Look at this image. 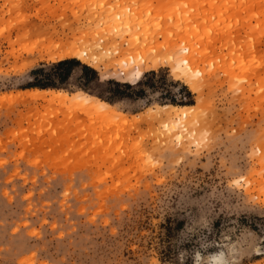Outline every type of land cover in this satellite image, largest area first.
Segmentation results:
<instances>
[{
  "label": "rangeland",
  "instance_id": "rangeland-1",
  "mask_svg": "<svg viewBox=\"0 0 264 264\" xmlns=\"http://www.w3.org/2000/svg\"><path fill=\"white\" fill-rule=\"evenodd\" d=\"M72 44L92 66L45 90L111 115L25 93ZM184 48L194 91L123 71ZM0 264H264V0H0Z\"/></svg>",
  "mask_w": 264,
  "mask_h": 264
},
{
  "label": "bare ground",
  "instance_id": "bare-ground-1",
  "mask_svg": "<svg viewBox=\"0 0 264 264\" xmlns=\"http://www.w3.org/2000/svg\"><path fill=\"white\" fill-rule=\"evenodd\" d=\"M103 46V45H102ZM60 53L56 56L57 61L65 60V59H76L81 61L83 64L92 66L89 64L90 56L88 53L81 47L72 44L64 46L63 48H59ZM178 50V49H177ZM188 52H186V51ZM178 52V51H176ZM92 53V52H91ZM182 53H187L186 55H182ZM182 53H178L176 56L170 58H160L159 56H154L150 59V65L146 68L141 66V63L138 64V68L135 69L133 67H128L124 69L125 75H135L139 77L142 75L148 68L156 69L161 65H168L172 68L174 73L181 74L183 77L187 78L188 85L191 87V90L194 91L195 88L192 86L195 80V70H194V58L191 53L193 50L185 49ZM90 54V52H89ZM96 54V53H95ZM94 55V54H93ZM92 55V56H93ZM92 60V59H91ZM145 60V59H144ZM53 61H55L53 59ZM94 61V60H93ZM96 61V60H95ZM144 62V61H143ZM147 62V61H146ZM148 65V64H147ZM30 99L33 100H47L48 102H58V103H76L81 104L82 106L94 109L97 112L104 115H111L113 113V108L111 105L104 103L92 96H89L84 93H77L74 95H67L63 92L53 91V90H32L29 92H25ZM25 94V95H26ZM193 106H163L162 109H165L163 112L160 111V114L166 117L165 126L175 128L178 126L186 125L187 123L190 125L191 120V112L193 110ZM159 114V113H158ZM161 117V116H160ZM159 117V118H160ZM164 117V118H165ZM155 118H158L155 116ZM163 118V117H162ZM193 119V118H192ZM171 121V122H168ZM195 122V121H194ZM192 124V122H191Z\"/></svg>",
  "mask_w": 264,
  "mask_h": 264
},
{
  "label": "trees",
  "instance_id": "trees-1",
  "mask_svg": "<svg viewBox=\"0 0 264 264\" xmlns=\"http://www.w3.org/2000/svg\"><path fill=\"white\" fill-rule=\"evenodd\" d=\"M77 64V62L73 59H66V60H62L53 64H50L47 67H41L38 69H35L31 72L32 75H42L43 78L41 79H37V77L34 79L33 83H31L27 88L29 89H41V90H45V89H55L58 90L60 89L58 87V84H63L65 83L68 78L69 75L71 73L72 67ZM44 68H48L49 72L47 73L45 71ZM83 71L86 73L85 74V84H88L90 80L95 79L96 78V73L89 69L86 66H82ZM149 75H151L152 77L155 76L154 72H151ZM113 85H115L117 87V89L119 87H121V85L119 83H111ZM125 87L130 88L129 85H125ZM82 91H85L83 87L80 88ZM117 94L120 96L121 93L117 92ZM166 96H169L168 93H166ZM179 96L182 99L186 98H190V94L186 91L185 88H180L179 89ZM99 99H102V101H105L107 103H111V100H104L101 97H98ZM170 103L169 104H173V105H192L193 102L191 101H182V99H180V101H175V99H173L172 97H170ZM179 225H176V227ZM253 231H255L254 227H251ZM163 254L166 257H163L160 259L161 262H164L167 259H170L171 257H169L170 253H169V248L165 247L163 249Z\"/></svg>",
  "mask_w": 264,
  "mask_h": 264
}]
</instances>
